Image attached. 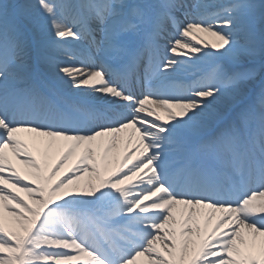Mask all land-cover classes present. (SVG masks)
Returning <instances> with one entry per match:
<instances>
[{"label": "snow or ice", "instance_id": "6c2138e0", "mask_svg": "<svg viewBox=\"0 0 264 264\" xmlns=\"http://www.w3.org/2000/svg\"><path fill=\"white\" fill-rule=\"evenodd\" d=\"M198 33L215 37L216 51ZM205 59L210 73L169 85ZM136 84L149 90L137 95ZM146 104L174 122L150 120ZM127 129L128 143L138 134L131 164L132 152H114ZM21 131L62 149L47 175ZM81 146L71 175L52 183ZM12 188L38 196L36 206ZM0 209L12 216L9 226L0 213V264H134L146 254L148 264H264V245L238 246L264 237V0L0 2Z\"/></svg>", "mask_w": 264, "mask_h": 264}, {"label": "bare ground", "instance_id": "6f19581e", "mask_svg": "<svg viewBox=\"0 0 264 264\" xmlns=\"http://www.w3.org/2000/svg\"><path fill=\"white\" fill-rule=\"evenodd\" d=\"M197 37H198V41H199V46L204 48V44H207L208 48H204V50L205 51H209V50L212 51V48L210 45V42L213 39L212 36H210L206 33H199L197 35ZM198 41H193V43H197ZM199 63H202V61L196 62L194 67L192 69H190L189 71H191V73H197V71L199 70L197 68ZM53 71H54V69H53ZM142 88H143V91L149 90L146 86H143ZM216 107L219 108L221 106L217 105ZM145 109H146L145 115H147V111H152L154 113L153 116L149 117L150 120H154L156 116H159L160 120L158 121V123L166 125V124H171L174 122L169 117V113L167 111H165L163 108H161L155 104H151L149 108H145ZM171 111L176 114L177 119L180 118L178 109L172 108ZM130 131H131L130 129H127V130H123L120 133L115 134L116 135V147L114 149V152L118 153L121 159L123 158V155L125 154V152H132L133 154L130 157L129 164H131V162L135 161L136 157L138 155L137 152L133 151V149L136 147V145L138 143V141H137L138 134H136L135 136L132 137L131 143H128V135H129ZM18 136L20 137V139H22L28 145V150L31 152L32 157H34L35 161L42 167V169L44 170V174L47 175L48 173H50L51 169L58 162L60 155H61L62 149L59 147V145H57L56 143H53L52 146L50 148H48L47 147L48 138L40 137V136H37L35 133H31V132H27V131H21L20 133H18ZM100 139H102L104 141V144L106 146L107 142L109 140V137L98 138V140H100ZM5 151H6L8 158L11 161L12 167L15 168L16 171L20 172V174L25 177L24 183L30 184L32 187H35V184H32V177L29 175L31 169L26 167L23 163H21L20 159H17L14 155H12L10 148L5 149ZM82 152H83V146L76 149L75 155L70 157L62 165V167L57 171L56 176L53 177L52 183H54L57 179L63 178L66 175H71V172L69 170L70 169L74 170L77 167V160H78L79 156L82 154ZM48 153H52V155L49 157ZM110 156H111V154H110ZM116 167H117V165L114 162L110 163L109 167H108V171L103 172V175L104 176L110 175L111 172ZM87 181H88V173L84 172V173L80 174V179L78 181H76V183H78L80 185L81 189H83ZM134 181H136V177H132L131 181H125L123 186H126L130 182H134ZM69 187H71V185ZM12 191L15 195H17L20 198V200H22L29 207H35L36 206L33 203V201L38 199L39 198L38 196L30 197L27 192L22 191L20 188H12ZM10 209L14 210L17 213H22L23 215H28L27 211L23 209V205H21V207L17 208L15 202H13L10 205ZM0 213H2V215L4 216L6 224L11 226L12 216L10 215V211L0 209ZM174 214L177 215L178 220L181 219L178 211L175 212ZM220 215H221L220 213H215V215L212 218V223L210 225H208L209 231H211L212 226L215 225L216 220H217V218L220 217ZM200 223H201V227H203L204 223H205V216L204 215H201ZM179 226L180 225L177 224V229H179ZM222 230H227V229L225 227ZM245 240H246L245 244L238 245L241 248L242 252H244L245 254H247L249 252L256 254L259 252L261 246L264 245V237H259V236L256 237V239L254 241L255 247H253V240H252V237L250 235L245 234ZM157 248H159L161 251L163 250L162 246L159 244L157 245ZM209 258H211V257H209ZM148 261H149V257L146 254V255L137 257L134 264H148Z\"/></svg>", "mask_w": 264, "mask_h": 264}, {"label": "rangeland", "instance_id": "374dc122", "mask_svg": "<svg viewBox=\"0 0 264 264\" xmlns=\"http://www.w3.org/2000/svg\"><path fill=\"white\" fill-rule=\"evenodd\" d=\"M0 2H5V3H8V4H12V3H25V2H28V3H30V4H32L33 6H35L36 5V0H0ZM218 2L219 3H228L229 2V0H218ZM254 2L255 3H257V4H259L260 2H261V0H254ZM199 34V33H198ZM197 34V35H198ZM217 41H216V39H215V37H213V39H212V41L210 42V45H212V44H214V43H216ZM201 47V46H200ZM202 48V47H201ZM212 51H216L215 49H212ZM213 63V61H211V60H207V59H205V60H202V63H199V65L201 66V67H203V66H209V65H211ZM191 72H187V73H185V74H182L181 75V77L182 76H188V78H192V76H189V75H191L190 74ZM220 108V107H219ZM218 108V109H219ZM52 155V153H48V156L50 157ZM42 156V155H41ZM122 187H123V185H122Z\"/></svg>", "mask_w": 264, "mask_h": 264}]
</instances>
